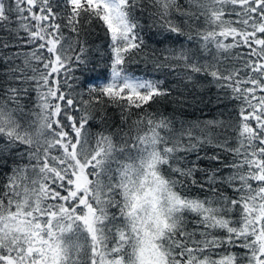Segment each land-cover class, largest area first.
<instances>
[{
	"label": "snow or ice",
	"instance_id": "1",
	"mask_svg": "<svg viewBox=\"0 0 264 264\" xmlns=\"http://www.w3.org/2000/svg\"><path fill=\"white\" fill-rule=\"evenodd\" d=\"M0 264H264V0H0Z\"/></svg>",
	"mask_w": 264,
	"mask_h": 264
},
{
	"label": "trees",
	"instance_id": "2",
	"mask_svg": "<svg viewBox=\"0 0 264 264\" xmlns=\"http://www.w3.org/2000/svg\"><path fill=\"white\" fill-rule=\"evenodd\" d=\"M101 35V37H102V33L100 34ZM98 42H102V40H99ZM131 68H132V70H134V71H140L142 68H143V65H132L131 66ZM211 91H215L214 89H212ZM209 95L211 94V92H209L208 93ZM169 111H170V108H169ZM197 114H199V113H197ZM209 115H211V113H208ZM117 119H118V117H117Z\"/></svg>",
	"mask_w": 264,
	"mask_h": 264
}]
</instances>
